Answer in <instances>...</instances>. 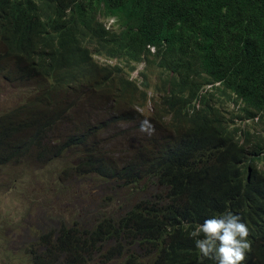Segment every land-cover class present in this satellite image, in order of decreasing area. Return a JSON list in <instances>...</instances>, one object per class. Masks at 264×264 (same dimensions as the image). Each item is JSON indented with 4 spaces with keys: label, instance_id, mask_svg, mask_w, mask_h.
<instances>
[{
    "label": "trees",
    "instance_id": "1",
    "mask_svg": "<svg viewBox=\"0 0 264 264\" xmlns=\"http://www.w3.org/2000/svg\"><path fill=\"white\" fill-rule=\"evenodd\" d=\"M108 17L117 29L105 26ZM88 42L115 52L123 45L162 68L157 89L166 101L155 117L167 108L178 116L182 104L211 97L216 85H208L220 82L261 124L217 119L202 134L211 139L189 132L181 140L162 137L153 122L151 142L135 146L137 161H120L112 153L115 133L142 134L143 117L119 75L95 70L93 103L63 89L73 76L62 66L84 61ZM0 78L24 94L17 104L0 103L4 175L20 171L37 186L49 168L50 178L61 173L98 190L86 200L61 186L64 200L45 192L35 202L22 200V212L0 208V254L9 264H201L188 233L205 219L232 211L251 231L264 230V206L251 210L240 200L264 151L257 136L255 157L246 155L251 128L264 126V0H0ZM61 156L69 158L61 169L12 165L32 160L42 167ZM8 191L0 185V194ZM256 229L242 264H264V236Z\"/></svg>",
    "mask_w": 264,
    "mask_h": 264
},
{
    "label": "clouds",
    "instance_id": "2",
    "mask_svg": "<svg viewBox=\"0 0 264 264\" xmlns=\"http://www.w3.org/2000/svg\"><path fill=\"white\" fill-rule=\"evenodd\" d=\"M107 21L112 22L109 26ZM105 26L108 29H117L114 17L104 19ZM155 52V47H150ZM85 53L84 61H76L66 64L62 67H68L72 72L73 81H67L63 86L64 91L69 96L83 95L87 101L93 103L91 99L92 76L97 69L114 70L120 78V83L127 96L134 99L132 108H134L142 117L140 121V131L142 134L153 135L156 122L162 128V137L174 136L181 140L189 139L190 134L202 136L204 139H211L202 135L209 125L217 119H225L233 124V121L242 126L246 124H261L260 118H247L241 109L243 102L238 99L236 93L231 89L224 88L220 82L209 84L208 88L216 87L212 90L211 97H196L182 104L181 113L176 116L175 110L170 111L167 108L166 113L161 117H155L166 101L163 92L157 89L162 80L158 72L162 69L158 65L147 66L145 60L135 59L126 48L121 45L120 51H106L100 48L99 42H88L83 46ZM146 78L149 84L145 82ZM175 116V121H173ZM165 120V121H163ZM234 125V124H233ZM192 132V133H189ZM247 141L250 145L247 147L246 155H253L252 144L255 137H264V126L251 128ZM260 159L254 162L256 168V180L251 186H244L241 191V201L250 206V209L264 206V151L258 153ZM249 159L244 165L248 166L251 178V164ZM247 219H243L232 211H226L220 215L205 219L202 224L195 227L188 233L189 238L195 242L196 248L200 254V261L211 259L216 264H242L245 261L247 252L251 250L252 244L248 240L252 231L247 226ZM259 234L264 236L262 225Z\"/></svg>",
    "mask_w": 264,
    "mask_h": 264
},
{
    "label": "rangeland",
    "instance_id": "3",
    "mask_svg": "<svg viewBox=\"0 0 264 264\" xmlns=\"http://www.w3.org/2000/svg\"><path fill=\"white\" fill-rule=\"evenodd\" d=\"M107 24L110 26L112 22L107 21ZM8 82L4 81L0 78V103L6 104L7 98L17 104L18 102L22 101L24 98L23 93H19V90L16 87H11ZM151 140L148 134H134L131 132H122L117 131L115 133L114 138V147H113V155L120 161L124 162H135L137 161L138 157L135 151V146L148 144ZM29 153V150L27 151ZM71 157H75V154H71ZM69 158L66 157H59L52 162H48L44 164L42 167L39 165L38 162L32 161L30 163L22 161V163L18 164L16 161H12V165H19L21 167L29 166L32 171H41L49 166L55 168L56 166L61 169L66 160ZM56 163V164H53ZM3 173V171L0 169ZM11 176L4 175V173H0V185L6 187L9 191L5 194H0V208L1 209H9L12 213L14 212H22L24 209V205L22 200H25L29 203L37 201L39 196L43 199V194L46 193V196L49 199L57 200L60 198L64 200V192L61 190V186L66 188V191L74 193L76 195H80L81 198L88 200V198L84 194H90L93 191H98L96 186L93 183V186L90 182H82L79 179L74 177H65L61 173H58L55 177L50 178L51 169H47L46 176L49 175V178L46 182L42 183L39 182V185L34 186L36 178L32 175L23 174L20 171H13ZM29 176V183L26 182V179L23 176ZM41 183V184H40ZM36 190V191H35ZM56 190H60L62 193H56ZM123 191V188L121 190ZM39 195V196H38ZM57 196V198H56ZM123 202H119L118 206L121 205ZM71 213V212H69ZM73 214V213H71ZM0 260L2 262L0 264H9V258L0 254Z\"/></svg>",
    "mask_w": 264,
    "mask_h": 264
}]
</instances>
